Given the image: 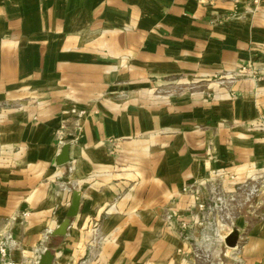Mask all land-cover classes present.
<instances>
[{
	"label": "crops",
	"instance_id": "obj_1",
	"mask_svg": "<svg viewBox=\"0 0 264 264\" xmlns=\"http://www.w3.org/2000/svg\"><path fill=\"white\" fill-rule=\"evenodd\" d=\"M259 177L264 0H0L8 259L264 264V193L221 231L238 232L235 249L198 257V205Z\"/></svg>",
	"mask_w": 264,
	"mask_h": 264
},
{
	"label": "built area",
	"instance_id": "obj_2",
	"mask_svg": "<svg viewBox=\"0 0 264 264\" xmlns=\"http://www.w3.org/2000/svg\"><path fill=\"white\" fill-rule=\"evenodd\" d=\"M246 70H247L246 68H241V70L239 71V74L244 73ZM239 186L240 187H238L237 189L240 192H237V189L226 190L224 188L219 193L213 192L212 194H215V195H213L212 197L214 200L212 204L206 206L204 203H200L198 205V208L202 212V215L204 216V213H206L207 218L212 215H216V216L220 215V213L222 214L226 213L227 215H229L228 210H232L233 208H241L245 206L252 199L251 196L254 193H257L259 191L256 184H254L250 188L248 187L246 182ZM262 196L258 198L257 203H259V200ZM204 218L205 216L203 217V219ZM213 220H215L213 223L209 221H207L206 224L204 222L199 223V226L203 229L201 239H202V244L204 246H206V244L204 243L210 242V241L223 242L226 236L220 235L221 231H228L233 227L232 224L228 226L227 224L223 223V220L220 219V216L218 220L216 219H213ZM211 225L213 226L211 227ZM181 228L185 229L187 228V226L184 223H181ZM209 228H212V229L209 230ZM206 229L208 233L206 232L204 233ZM7 248H8L7 242L5 240L0 239V264H22V263L15 262L7 258V253H8ZM45 251H46L45 249H40L38 251V255L35 258V260L29 264H37L38 259L40 258V254H43Z\"/></svg>",
	"mask_w": 264,
	"mask_h": 264
},
{
	"label": "rangeland",
	"instance_id": "obj_3",
	"mask_svg": "<svg viewBox=\"0 0 264 264\" xmlns=\"http://www.w3.org/2000/svg\"><path fill=\"white\" fill-rule=\"evenodd\" d=\"M255 180V181H254ZM263 180H264V177L263 178H261V177H259V178H255V179H247L246 180V183H247V185H248V187L250 188L251 186H253L254 184H256L257 185V187H258V189H259V191L257 192V193H254L251 197H252V199L250 200V202H248L244 207H241V208H233L232 210H228V214L229 215H227L226 213L225 214H222V213H220V215H217V217H216V220H218V218H219V216H220V219L221 220H223V223H225V224H227L228 226H230L231 224L232 225H234V219H235V213H239V211L243 208H247L248 210H253V208H255V206L258 204L257 203V201H258V198L260 197V196H262L263 195V193H264V182H263ZM238 187H240V186H237V188ZM236 188V189H237ZM223 190V185H221L220 183H217V185L216 186H214V188H213V191L211 192V194H210V196H208L207 198H206V202H205V205L206 206H208V205H210V204H212L213 203V195H215V194H212L213 192H217V193H219V192H221ZM237 192H240L238 189H237ZM240 199H241V197H240ZM261 199V198H260ZM260 202L259 203H261V200H259ZM235 207V206H234ZM227 215V216H226ZM204 217V216H203ZM207 221H209V222H211V223H213L215 220H211V219H208L207 218V216H205V218L202 220V222H204L205 224L207 223ZM213 225H211V227H212ZM234 227V226H233ZM203 230V229H202ZM235 230V229H234ZM233 231V230H232ZM231 231V232H232ZM204 232H206V233H208L207 232V229L204 231ZM230 232V233H231ZM229 233V234H230ZM220 235H224V233L223 232H221L220 233ZM239 235V234H238ZM225 240V239H224ZM209 243V246H210V249L207 247V246H204L203 244L201 245V247L199 248V252H198V254H199V256L198 257H200L201 259H207L208 260V262H209V260L211 259L212 260V257H214V258H217L216 260H218V259H220V257H222L223 256V254H224V251L226 250V251H229V249H231V248H228V247H226V245H225V243H224V241L223 242H219V241H210V242H206V243H204V244H208ZM211 243H214V244H211ZM238 246V241H237V245H236V247ZM235 247V248H236ZM235 248H232V249H235ZM207 262V263H208ZM208 264H210V263H208Z\"/></svg>",
	"mask_w": 264,
	"mask_h": 264
},
{
	"label": "water",
	"instance_id": "obj_4",
	"mask_svg": "<svg viewBox=\"0 0 264 264\" xmlns=\"http://www.w3.org/2000/svg\"><path fill=\"white\" fill-rule=\"evenodd\" d=\"M57 164L63 165L68 162V148L64 147L57 157ZM80 198L75 195L72 199L71 205L66 213V219L59 225V227L52 233L53 236H64L69 227L70 220L75 218L79 210ZM238 241V232L233 230L224 240L226 247L235 248ZM53 255L50 251H45L39 258L37 264H52Z\"/></svg>",
	"mask_w": 264,
	"mask_h": 264
}]
</instances>
